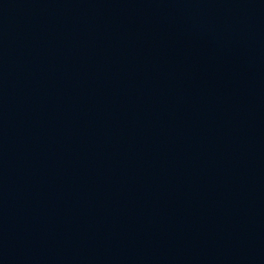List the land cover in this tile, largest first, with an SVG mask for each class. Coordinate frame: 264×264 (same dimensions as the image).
<instances>
[{"label": "water", "instance_id": "95a60500", "mask_svg": "<svg viewBox=\"0 0 264 264\" xmlns=\"http://www.w3.org/2000/svg\"><path fill=\"white\" fill-rule=\"evenodd\" d=\"M0 264H264V0H0Z\"/></svg>", "mask_w": 264, "mask_h": 264}]
</instances>
